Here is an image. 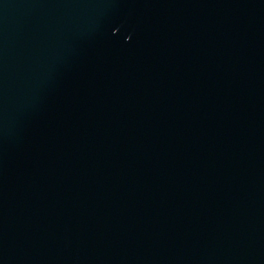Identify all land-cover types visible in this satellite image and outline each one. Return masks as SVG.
<instances>
[{
    "label": "water",
    "instance_id": "1",
    "mask_svg": "<svg viewBox=\"0 0 264 264\" xmlns=\"http://www.w3.org/2000/svg\"><path fill=\"white\" fill-rule=\"evenodd\" d=\"M0 264H264V0H0Z\"/></svg>",
    "mask_w": 264,
    "mask_h": 264
}]
</instances>
